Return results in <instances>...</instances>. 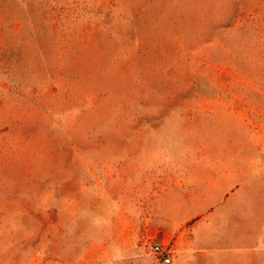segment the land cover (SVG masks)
<instances>
[{
  "label": "rangeland",
  "instance_id": "obj_1",
  "mask_svg": "<svg viewBox=\"0 0 264 264\" xmlns=\"http://www.w3.org/2000/svg\"><path fill=\"white\" fill-rule=\"evenodd\" d=\"M238 163L260 182L264 0H0V264H163L174 193Z\"/></svg>",
  "mask_w": 264,
  "mask_h": 264
},
{
  "label": "crops",
  "instance_id": "obj_2",
  "mask_svg": "<svg viewBox=\"0 0 264 264\" xmlns=\"http://www.w3.org/2000/svg\"><path fill=\"white\" fill-rule=\"evenodd\" d=\"M220 157L245 160L228 154ZM213 169L222 175L211 178L204 189L190 186L187 192L174 193V208L182 211L183 218L164 224L155 238L171 245L170 264H253L251 258L264 250V176L259 183L247 180L244 163Z\"/></svg>",
  "mask_w": 264,
  "mask_h": 264
},
{
  "label": "built area",
  "instance_id": "obj_3",
  "mask_svg": "<svg viewBox=\"0 0 264 264\" xmlns=\"http://www.w3.org/2000/svg\"><path fill=\"white\" fill-rule=\"evenodd\" d=\"M145 248L148 253L156 256L163 264L171 263L173 249L170 245H163L155 241H149L146 243Z\"/></svg>",
  "mask_w": 264,
  "mask_h": 264
}]
</instances>
